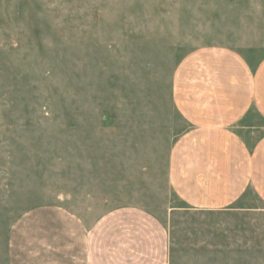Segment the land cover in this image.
<instances>
[{
  "label": "rangeland",
  "instance_id": "obj_1",
  "mask_svg": "<svg viewBox=\"0 0 264 264\" xmlns=\"http://www.w3.org/2000/svg\"><path fill=\"white\" fill-rule=\"evenodd\" d=\"M207 46L264 56V0H0V264L12 225L59 205L89 223L152 216L165 264H264V205L185 206L167 180L186 130L170 99L179 60Z\"/></svg>",
  "mask_w": 264,
  "mask_h": 264
},
{
  "label": "crops",
  "instance_id": "obj_2",
  "mask_svg": "<svg viewBox=\"0 0 264 264\" xmlns=\"http://www.w3.org/2000/svg\"><path fill=\"white\" fill-rule=\"evenodd\" d=\"M170 99L186 126L167 161L177 198L196 211H219L252 192L264 205V56L251 62L228 47L194 49L172 72ZM167 255V233L138 208L91 224L50 205L17 218L7 264H165Z\"/></svg>",
  "mask_w": 264,
  "mask_h": 264
}]
</instances>
